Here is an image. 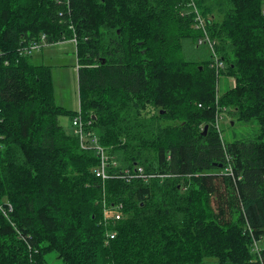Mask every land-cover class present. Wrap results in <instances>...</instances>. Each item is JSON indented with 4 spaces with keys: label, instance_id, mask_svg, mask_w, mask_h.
<instances>
[{
    "label": "trees",
    "instance_id": "1",
    "mask_svg": "<svg viewBox=\"0 0 264 264\" xmlns=\"http://www.w3.org/2000/svg\"><path fill=\"white\" fill-rule=\"evenodd\" d=\"M193 3L235 79L221 97L215 62L188 59L187 48H208ZM43 35L76 40L81 113L109 171L169 177L96 176L97 154L60 123L78 111L56 104L51 67L19 54ZM219 109L255 131L225 142ZM8 203L0 264H264L253 246L264 238V0H0ZM105 203L124 217L104 222Z\"/></svg>",
    "mask_w": 264,
    "mask_h": 264
},
{
    "label": "rangeland",
    "instance_id": "2",
    "mask_svg": "<svg viewBox=\"0 0 264 264\" xmlns=\"http://www.w3.org/2000/svg\"><path fill=\"white\" fill-rule=\"evenodd\" d=\"M192 8L195 11L197 9L194 3L192 4ZM198 14L199 12L197 13V16H199L202 19L201 15H198ZM217 19L220 20L221 16L218 15ZM202 39L203 41L206 42L205 45L213 47L215 49V43L211 40L208 33L204 34ZM198 44H199V40H198ZM210 47H208L209 49L206 46H203L200 48H193V47L187 48V53H188L187 55H188V59L190 60L201 59L204 61H209L212 59L215 62L214 65L212 64L211 66L212 68H214L216 72V76H217V81H216L217 82V94L216 95L221 97L220 95H223L225 92H227L229 89L235 86V79L228 76L227 74H224L225 69H226L225 67L221 69L220 67H217L216 62H217L218 57L216 54H214V52L211 50ZM38 54L39 53H37L36 56ZM211 54L213 55L211 56ZM36 56L34 55L31 60L34 64L43 65V66L48 65L49 67H51L53 82H54V87H55L54 89H55L56 104L61 105L67 109H71L74 112L79 111L80 109L79 83H78V67L79 66L77 63L75 50L72 48L68 53H65V54H62L61 52H59V54L54 58H48L47 56L45 58H38ZM72 120H70V118L67 116H62L60 118L61 125L68 132H71V131L73 132ZM86 122H89V121H86ZM170 124H173V123H170ZM213 128L214 130L218 131L222 135L221 138H223L225 142L233 141L235 134L236 135L239 134L240 136L241 135L245 136V134L253 133L256 129V127H251L250 125L242 124L240 121L237 120V118L233 117V115L229 113V111L226 109H224L221 115H219V117L216 118ZM151 179H154V178H151ZM104 208L106 209L105 212L110 213L108 214V216H106L107 218L104 220V222H110L112 219H114L113 217L111 218V216L114 214L110 212L111 209H109L107 203L104 204ZM253 246L255 247L259 246L263 250L264 249V238L258 243H254ZM50 257H51V260L54 259V255ZM55 262L59 263V261H55ZM208 262L209 264H218L215 259L208 260Z\"/></svg>",
    "mask_w": 264,
    "mask_h": 264
},
{
    "label": "built area",
    "instance_id": "3",
    "mask_svg": "<svg viewBox=\"0 0 264 264\" xmlns=\"http://www.w3.org/2000/svg\"><path fill=\"white\" fill-rule=\"evenodd\" d=\"M196 13L197 9H196ZM199 15V14H198ZM198 26H201L203 28L204 34L207 33V30L205 28L203 20L197 16ZM76 43V41L74 40ZM206 42L203 40L199 41V45H205ZM46 46H50L47 42V37L45 35L41 36L37 41H35L30 46L23 47L19 50V54L22 57H29L32 56L35 52H38L45 48ZM210 47V46H208ZM213 51V47H210ZM217 67L223 68V63L219 62L217 60ZM76 117L72 120V128L74 135L78 138L79 144L82 150L87 152H95L97 156L100 159V166L96 169L95 173L96 176L102 181L106 182L108 180L113 179H134V178H140L143 180H149L151 178H167L169 176H161L159 174H148L144 168L137 166V168L134 170H123L119 172H110V164H112L114 167H116V163L114 162V159L111 158L110 154L108 153V150L106 147H104L96 133L93 131L92 128V122H86L83 119L82 113H81V107L75 115ZM129 170V171H127ZM14 209L12 204L8 203V205L0 204V212L8 219H10V216L12 215ZM124 208L123 205H118L111 209V213H113L114 220L119 221L124 217ZM110 213H107V215ZM115 233H112L108 236L109 239L115 238ZM257 243V242H256ZM255 251L260 254L261 249L260 247H255Z\"/></svg>",
    "mask_w": 264,
    "mask_h": 264
},
{
    "label": "crops",
    "instance_id": "4",
    "mask_svg": "<svg viewBox=\"0 0 264 264\" xmlns=\"http://www.w3.org/2000/svg\"><path fill=\"white\" fill-rule=\"evenodd\" d=\"M74 49L75 52H76V59H77V49H76V43L74 42V40H70V41H63L61 43H58V44H54V45H50V46H46L45 48H43L42 50L38 51V52H35L32 57L37 53H39L36 57L38 58H45L46 56L48 58H54L56 57L59 52H61L62 54H65V53H68L71 49ZM32 57H31V60H32ZM44 60V59H42ZM33 63V62H32ZM77 63H78V59H77ZM34 64V63H33ZM36 65V64H34ZM48 66V65H46ZM49 67V66H48ZM53 78V76H52ZM54 83V82H53ZM55 88V87H54ZM60 106V105H59ZM63 107V106H61ZM65 108V107H63ZM66 110H69V111H73L71 109H67L65 108ZM75 113V112H74ZM61 123V122H60Z\"/></svg>",
    "mask_w": 264,
    "mask_h": 264
},
{
    "label": "water",
    "instance_id": "5",
    "mask_svg": "<svg viewBox=\"0 0 264 264\" xmlns=\"http://www.w3.org/2000/svg\"><path fill=\"white\" fill-rule=\"evenodd\" d=\"M104 63H105V62H104ZM208 130H209V126H206V127H205V132H204V135H206V134H207Z\"/></svg>",
    "mask_w": 264,
    "mask_h": 264
}]
</instances>
